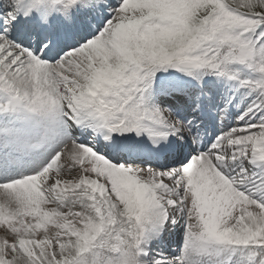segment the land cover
<instances>
[{
    "label": "snow or ice",
    "instance_id": "6c2138e0",
    "mask_svg": "<svg viewBox=\"0 0 264 264\" xmlns=\"http://www.w3.org/2000/svg\"><path fill=\"white\" fill-rule=\"evenodd\" d=\"M0 264H264V0H0Z\"/></svg>",
    "mask_w": 264,
    "mask_h": 264
}]
</instances>
